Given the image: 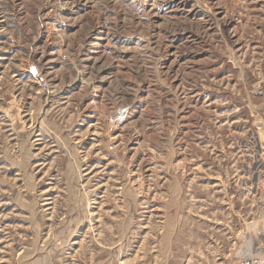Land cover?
<instances>
[{"label": "rangeland", "instance_id": "374dc122", "mask_svg": "<svg viewBox=\"0 0 264 264\" xmlns=\"http://www.w3.org/2000/svg\"><path fill=\"white\" fill-rule=\"evenodd\" d=\"M244 256L264 258V0H0V264Z\"/></svg>", "mask_w": 264, "mask_h": 264}, {"label": "built area", "instance_id": "2783aa9c", "mask_svg": "<svg viewBox=\"0 0 264 264\" xmlns=\"http://www.w3.org/2000/svg\"><path fill=\"white\" fill-rule=\"evenodd\" d=\"M232 264H264V263L260 258H251L244 256L242 258H239L237 261H235Z\"/></svg>", "mask_w": 264, "mask_h": 264}, {"label": "bare ground", "instance_id": "6f19581e", "mask_svg": "<svg viewBox=\"0 0 264 264\" xmlns=\"http://www.w3.org/2000/svg\"><path fill=\"white\" fill-rule=\"evenodd\" d=\"M263 234V233H262ZM248 247V246H247ZM248 249H249V247H248ZM243 255V254H242ZM261 259V258H260ZM262 261H263V263H264V258L263 259H261Z\"/></svg>", "mask_w": 264, "mask_h": 264}]
</instances>
